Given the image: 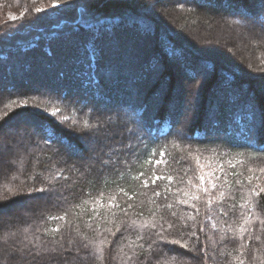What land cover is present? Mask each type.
<instances>
[{
	"label": "trees",
	"instance_id": "obj_1",
	"mask_svg": "<svg viewBox=\"0 0 264 264\" xmlns=\"http://www.w3.org/2000/svg\"><path fill=\"white\" fill-rule=\"evenodd\" d=\"M58 3L59 7H52L48 0H38L36 5L31 0H0V15H20L15 20H0V143L5 146V159L12 161L11 167L6 164L0 168V189L7 185L14 191H27L33 181L22 182L34 170V174L43 172L48 178L42 182L37 175L38 186H54L63 194L48 200H31L48 195L32 192L31 196H8L0 201V205H9L0 211L6 222L11 218L13 225L0 230V264H12L9 253L13 239L23 240L24 246L31 245L37 237L50 244L51 236L59 237L61 233L65 241L72 238L79 242L87 236L93 250L105 237L116 245L123 234L122 251L117 254L105 246V256L118 255L111 264H137L128 261L127 255L139 250L136 245L141 243L145 249L142 254L146 255L149 244L147 240H137V235H146L149 225L160 222L161 214L171 218L169 210L158 207L164 203L163 197L153 202L152 190L156 186L151 185V179L148 188H142L141 181L153 173L171 175V182L158 180L157 185L170 184L171 193H176L186 187L179 182L182 171L191 169L188 176L198 183L199 168L194 158L197 155L200 164L206 166L205 172H215L220 177L219 188L212 192V204L206 205V197L201 193L200 201H191L200 209L197 212L190 204H179V198L187 199L179 191L178 196L168 195V202L175 201L171 211L177 213L176 223L188 225L185 232L194 228L207 245L211 256L208 264H238V228L243 223L239 206L247 202V169L255 165L251 159L235 168L226 162L233 159L235 163L237 152H245L246 156L253 153V148L247 147L253 109L257 138L264 139V129L259 126V115L264 112V13L259 0ZM35 6L44 9L39 18L31 11ZM73 28L78 31L72 33L71 41L65 40L64 36ZM94 35L98 37L94 41L96 55L91 59L87 49ZM57 109L59 112L52 115ZM100 116L103 120L111 117L108 136L112 139L92 146L80 137L87 131L85 122L95 127ZM64 117H69L71 123H58ZM32 126L46 132L37 134ZM18 129L31 130L30 137L19 140ZM181 131L190 138L181 139L177 135ZM44 134H53L54 139L71 144L77 154L69 157L63 145H54L48 151L42 139ZM125 142L132 144L131 150H122V157L117 154L119 148L112 153L119 172L109 173L105 169V177L96 158L106 159L112 147ZM57 148L64 155H59ZM48 156L51 161L46 159ZM35 157L41 162L34 167ZM122 159L128 164L121 163ZM149 160L161 163H147ZM219 164L224 165V172ZM85 169L91 170V183L82 175ZM60 172L68 179L51 180L52 175L59 176ZM141 172L144 176L135 179ZM231 172L244 175L224 174ZM256 175L264 183V176L259 172ZM241 179L243 188L236 183ZM256 182L253 180V184ZM187 187L195 191L190 185ZM121 188L133 198L125 197ZM219 191L225 193L223 198ZM14 200L25 203H13ZM110 203L119 207L110 209ZM230 204L235 209L227 216L218 211ZM128 205L132 207L124 215L120 209ZM262 208L264 194L257 203L260 219H264ZM65 212V221L50 219ZM89 222L92 227H88ZM57 226L61 233L44 234ZM258 226L259 220L253 214L251 227ZM109 229L116 232L115 237L109 235ZM192 243L189 240L190 247ZM49 244H45L44 250ZM165 248H176L185 253L180 259L199 264V257L192 259V252L173 245ZM258 254L264 255V249ZM95 264L101 261L97 259ZM103 264L109 261L105 259Z\"/></svg>",
	"mask_w": 264,
	"mask_h": 264
},
{
	"label": "snow or ice",
	"instance_id": "obj_2",
	"mask_svg": "<svg viewBox=\"0 0 264 264\" xmlns=\"http://www.w3.org/2000/svg\"><path fill=\"white\" fill-rule=\"evenodd\" d=\"M31 3L33 5H36L38 3V0H31ZM48 3L51 4L52 7H59L58 0H48ZM261 12L264 13V0H259ZM31 11L35 14H37V18H39V14L44 12V9L40 6H35L31 9ZM15 20L16 17H13ZM253 23L255 24V21L253 20ZM91 27V26H90ZM78 31L77 28H73L70 30L68 34L64 36L65 40L71 41L73 36L72 33ZM262 31H264V28H262ZM98 38L95 35L93 36V40L90 43L88 47V52L91 59H95L96 55V48H95V39ZM158 70V66L157 69ZM25 104H27V101H24ZM57 112H59V109H57L56 112H53L52 115H56ZM252 117H253V124L252 127L248 129V141L249 144L247 147L253 148V153L250 156H246L245 152H237L235 154V157H238L235 159V163L233 162V159L227 160V164L230 168H235L237 164L244 165L246 161L251 159L253 164L255 166L248 167L247 171L249 175L246 177L247 183L250 186L247 191V202L244 204H240V209L242 211L239 212V216L243 217V223L239 225L238 232H239V239L241 241L237 251H239V256H236L235 259L238 262V264H264V255H259L258 253L261 251V249H264V219H260V213L257 212V203L259 202V198L262 194H264V183L260 182V177L256 175L257 172L260 173V175L264 176V139L257 138L256 132H255V120H256V112L255 109L252 110ZM7 123V121H5ZM58 123L65 124V123H71L69 117H64L61 121ZM111 117L108 118V120H103V117L100 116L95 123V127L85 122L84 127L87 129L84 135H81L80 139L86 141L92 146H95L97 144L103 145L107 140L112 139L108 136L109 127L111 125ZM259 126L260 128L264 129V112H261L259 115ZM3 128V124H0V129ZM31 130H35L37 134L46 132L45 129L36 128L35 126H32ZM31 130L29 129H18L17 130V137L19 140L23 141L30 137ZM128 132L131 133L132 130L128 129ZM138 135V134H137ZM177 135L184 140H188L190 137L185 135L182 131L178 132ZM2 139V137H0ZM42 139L44 140L45 144L47 145V150L52 151L54 145H63L65 152L71 157L72 155H76V149L71 145L67 144L65 145L63 143V140L61 139H54L53 134H44L42 136ZM252 141H255L253 144ZM174 146H176L174 144ZM4 144L0 143V168H3L6 164L10 167L12 166V161L10 159H5V152H4ZM189 148H191V145H188ZM117 148L121 149L120 152L117 154L119 156H123L124 152L122 150L132 149L131 143H121L119 145H116L112 147L108 153L106 159H97V163L101 164V167L99 169L100 173L106 177L107 173L105 172V169H107V172L109 173H117L119 172V164L116 160H113L112 153L117 151ZM9 151H14V149H9ZM196 153H199V149L195 150ZM215 152V150L213 149ZM56 152L59 155H64V153L60 152V149L57 148ZM189 156L192 155V152L190 151L188 153ZM227 155V153H225ZM82 158V157H81ZM198 168L199 173L196 176V179L198 180V183H194L192 177L188 176V172L191 171V169H184L182 171V174L179 177V182L184 183L186 185L185 189H178L176 193H171V187L170 184L163 185L162 187L157 185L158 180H167L169 182L172 181L173 177L171 175H156L153 173V175L150 178H145L141 181V187L142 188H148L149 187V179H151V185L156 186L152 190V196H153V202L155 203V198L163 197L164 203L162 205H159L158 207H161L163 209L169 210L170 219H166L165 215L161 214L160 216V222H153L148 227L150 228V231L145 235L144 233H140L137 235V240H147L149 242L148 248L146 250L147 254L143 255L144 244L141 243L139 245H136V248L139 250H135L134 254L127 255L128 261H136L137 264H170V262H175V264H188L186 260L180 259V257H184L185 253L178 252L176 248H165V245H173L178 246L181 249H185L186 252H192L194 255L192 259H196V257H199V264H208V260L211 258L210 253L207 250V245L203 242H201L200 237L197 233V231L193 228L185 232L186 229H188V225L186 223L178 224L176 223L177 219V213L175 211H171L173 209L175 201L168 202V195L171 193L173 196H178L179 191L184 192L185 198H179L178 202L179 204H190L191 207L196 208V211L199 212L200 209L197 207L196 204L191 203V201H200L201 200V193L204 194L206 197L204 203L208 206H211L212 204V192L216 191L219 188V185L217 181H219L220 177L215 174V172H205L204 171V165L200 164L199 162V156L194 157ZM48 161L52 160L51 156H48L46 158ZM40 158L35 157L33 159L34 167L40 163ZM65 163H68V161H65ZM121 163L127 165L128 161L126 159H122ZM147 163H155L160 164V160L155 161H147ZM73 168L79 172L80 168L73 165ZM218 168L221 172H224V165L219 164ZM59 171V169L57 170ZM225 175L231 174L234 176H243V172H231V173H224ZM37 175L40 176V180L43 182L47 180L48 178L43 175V172L34 174V170L29 172V176L22 182L23 184H27L29 180L33 181L32 186L27 189V191H21L19 188L17 190H13L12 187H9L7 185L4 186L3 189H0V201L6 200L8 196H17V195H27L31 196L32 192H41V193H48L47 196H41V197H31V200H48L53 198L54 196H62L63 194L60 192L59 189L52 187H41L38 186L35 181L37 178ZM82 175L87 176V181L89 183L92 182V176H91V170L85 169L84 173ZM144 176V173L141 172L135 179H140V177ZM187 177V179H185ZM13 179H16V177H13ZM68 176L65 175L63 172H60L59 176L52 175L51 180H67ZM253 180H256L257 182L253 184ZM207 182V185L206 183ZM51 183V181H49ZM236 183L243 188L244 187V180H237ZM190 185L192 188L195 189V191H191L187 186ZM120 192L123 193L125 197H127L129 200H131L133 197L129 196L128 192L124 191L123 188L120 189ZM225 193L223 191H219V197L223 198ZM255 198V200L253 199ZM114 199V197H113ZM28 201V203L31 202ZM13 203H25V201H17L14 200ZM84 203H87V200L84 201ZM7 204L0 205V208L2 207H8ZM79 207V205H77ZM119 205L115 203H110L109 208H117ZM132 207V205H128L127 207H123L120 209V211L124 214H128V209ZM235 206L234 205H228L227 207H220L218 211L227 216L229 211H234ZM210 210V209H209ZM23 211V210H22ZM96 210L93 209V212ZM262 212H264V208L261 209ZM113 216L116 215L115 212L112 213ZM253 214L257 216V219L259 220V226L258 227H251V223L253 220ZM68 215V212H65L63 215H57L50 217V219L57 220V221H65L66 216ZM98 215V213H97ZM22 217H17V219H21ZM194 219V217H191ZM121 223H124L122 221ZM132 224H135V221H132ZM11 218L8 219V221H5V214L3 211H0V230H4L6 228L12 227ZM69 229L71 228V225L68 226ZM88 227H92L91 223H88ZM141 227H144V225H141ZM213 228H215V225H212ZM78 229V226H77ZM119 230V229H117ZM27 231V229H25ZM109 235L112 237H115L116 232L112 230H107ZM200 231L203 232L204 228L201 227ZM48 232L51 233H61V229L59 226L45 230V235L48 234ZM79 235V233H77ZM185 235L188 237V240H185ZM247 235V242H245V236ZM15 236V234H13ZM101 236H103V233H101ZM125 238V236L122 234L121 240H118L116 242V245L112 244V241L107 239V237L100 240V246L97 247L95 250H93V245L89 241L87 236H83L80 238L79 242L76 240L69 238L67 241H65L64 235L61 233L59 237L56 235L51 236V243L49 244V241L47 240H40L39 237H37L36 240L32 242L29 246H24V241L20 240L17 241L16 239L12 240V248L9 253V257L12 261V264H95V261L99 259L101 261V264H103L104 260L107 259L109 261V264H111V261L118 258V255H108L105 256V251L107 246L108 249L111 250V252L119 253L122 251L120 245L122 240ZM235 238V237H234ZM189 240L193 241L191 247L189 246ZM5 244L8 243V240L5 239ZM45 244H49V247L47 250L45 249ZM251 244L252 246L249 247L248 245ZM169 253L172 255L169 256Z\"/></svg>",
	"mask_w": 264,
	"mask_h": 264
},
{
	"label": "rangeland",
	"instance_id": "obj_3",
	"mask_svg": "<svg viewBox=\"0 0 264 264\" xmlns=\"http://www.w3.org/2000/svg\"><path fill=\"white\" fill-rule=\"evenodd\" d=\"M19 16H20L19 14L14 13V12H6L0 15V20H14L13 17L18 18ZM241 48H242V45H241ZM204 167L206 166L204 165Z\"/></svg>",
	"mask_w": 264,
	"mask_h": 264
}]
</instances>
